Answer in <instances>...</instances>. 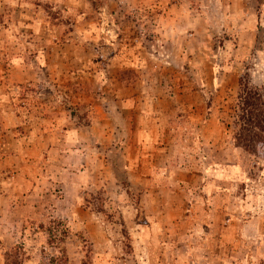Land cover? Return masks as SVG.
<instances>
[{
	"label": "rangeland",
	"instance_id": "374dc122",
	"mask_svg": "<svg viewBox=\"0 0 264 264\" xmlns=\"http://www.w3.org/2000/svg\"><path fill=\"white\" fill-rule=\"evenodd\" d=\"M241 83L264 0H0V264H264Z\"/></svg>",
	"mask_w": 264,
	"mask_h": 264
},
{
	"label": "trees",
	"instance_id": "16d2710c",
	"mask_svg": "<svg viewBox=\"0 0 264 264\" xmlns=\"http://www.w3.org/2000/svg\"><path fill=\"white\" fill-rule=\"evenodd\" d=\"M223 113L226 115L225 137L235 148L264 160V86L241 83L239 91L228 98Z\"/></svg>",
	"mask_w": 264,
	"mask_h": 264
}]
</instances>
